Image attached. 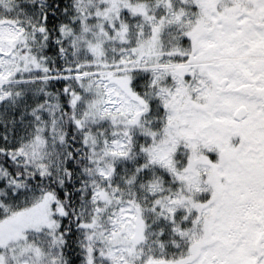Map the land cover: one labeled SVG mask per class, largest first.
Here are the masks:
<instances>
[{
    "label": "snow or ice",
    "instance_id": "obj_1",
    "mask_svg": "<svg viewBox=\"0 0 264 264\" xmlns=\"http://www.w3.org/2000/svg\"><path fill=\"white\" fill-rule=\"evenodd\" d=\"M0 264H264V0H0Z\"/></svg>",
    "mask_w": 264,
    "mask_h": 264
}]
</instances>
